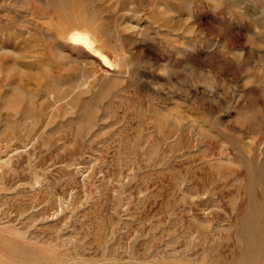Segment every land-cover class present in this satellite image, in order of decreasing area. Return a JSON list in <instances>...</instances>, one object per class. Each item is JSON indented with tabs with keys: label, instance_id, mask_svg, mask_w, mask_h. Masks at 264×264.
Segmentation results:
<instances>
[{
	"label": "rangeland",
	"instance_id": "374dc122",
	"mask_svg": "<svg viewBox=\"0 0 264 264\" xmlns=\"http://www.w3.org/2000/svg\"><path fill=\"white\" fill-rule=\"evenodd\" d=\"M0 264H264V0H0Z\"/></svg>",
	"mask_w": 264,
	"mask_h": 264
},
{
	"label": "bare ground",
	"instance_id": "6f19581e",
	"mask_svg": "<svg viewBox=\"0 0 264 264\" xmlns=\"http://www.w3.org/2000/svg\"><path fill=\"white\" fill-rule=\"evenodd\" d=\"M72 42L84 46H88L90 44V40L87 36L80 34V33H74L71 37Z\"/></svg>",
	"mask_w": 264,
	"mask_h": 264
}]
</instances>
